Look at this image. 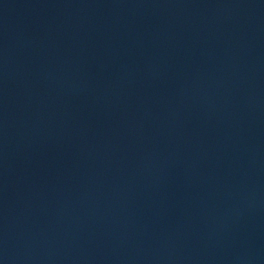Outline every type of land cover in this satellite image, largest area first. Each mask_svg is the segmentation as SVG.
Wrapping results in <instances>:
<instances>
[{
	"label": "water",
	"instance_id": "1",
	"mask_svg": "<svg viewBox=\"0 0 264 264\" xmlns=\"http://www.w3.org/2000/svg\"><path fill=\"white\" fill-rule=\"evenodd\" d=\"M0 264H264V0H0Z\"/></svg>",
	"mask_w": 264,
	"mask_h": 264
}]
</instances>
